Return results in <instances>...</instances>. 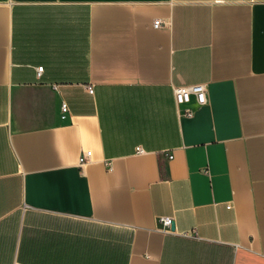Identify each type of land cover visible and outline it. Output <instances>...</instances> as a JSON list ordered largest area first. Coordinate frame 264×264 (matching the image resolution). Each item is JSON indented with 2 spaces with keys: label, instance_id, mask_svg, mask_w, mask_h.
I'll return each instance as SVG.
<instances>
[{
  "label": "crops",
  "instance_id": "1",
  "mask_svg": "<svg viewBox=\"0 0 264 264\" xmlns=\"http://www.w3.org/2000/svg\"><path fill=\"white\" fill-rule=\"evenodd\" d=\"M0 264H264V0H0Z\"/></svg>",
  "mask_w": 264,
  "mask_h": 264
},
{
  "label": "built area",
  "instance_id": "2",
  "mask_svg": "<svg viewBox=\"0 0 264 264\" xmlns=\"http://www.w3.org/2000/svg\"><path fill=\"white\" fill-rule=\"evenodd\" d=\"M162 26V22L160 20H157L154 22V27L158 28ZM39 72L43 71V67H40ZM89 93H93V89L92 88H88ZM193 97H195L197 103L199 105H202L206 102V90L205 87L203 85H192V86H181L178 87L175 90V99L176 102L179 106L181 105H188L189 103H191ZM62 112L65 113L67 112V105L66 104H62ZM185 115H190L192 114V110L189 108H186L183 112ZM139 154L144 153V151L139 148L137 149ZM91 151H86L84 153H82V155L79 158V164L85 165L87 164L90 159H91ZM169 158L172 159V156H170ZM160 222L162 223L163 227L166 229H170L172 228L173 224H174V219L172 217H161Z\"/></svg>",
  "mask_w": 264,
  "mask_h": 264
},
{
  "label": "water",
  "instance_id": "3",
  "mask_svg": "<svg viewBox=\"0 0 264 264\" xmlns=\"http://www.w3.org/2000/svg\"><path fill=\"white\" fill-rule=\"evenodd\" d=\"M172 228H173V226H172Z\"/></svg>",
  "mask_w": 264,
  "mask_h": 264
}]
</instances>
